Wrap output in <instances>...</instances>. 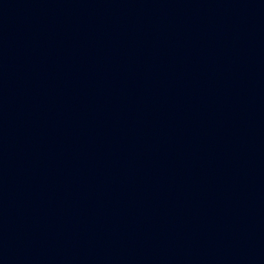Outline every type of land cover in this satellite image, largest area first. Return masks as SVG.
I'll use <instances>...</instances> for the list:
<instances>
[{
	"label": "water",
	"instance_id": "water-1",
	"mask_svg": "<svg viewBox=\"0 0 264 264\" xmlns=\"http://www.w3.org/2000/svg\"><path fill=\"white\" fill-rule=\"evenodd\" d=\"M0 264H264V0H0Z\"/></svg>",
	"mask_w": 264,
	"mask_h": 264
}]
</instances>
